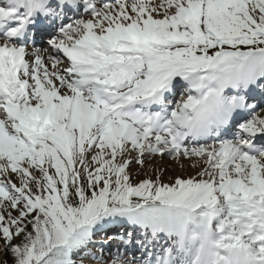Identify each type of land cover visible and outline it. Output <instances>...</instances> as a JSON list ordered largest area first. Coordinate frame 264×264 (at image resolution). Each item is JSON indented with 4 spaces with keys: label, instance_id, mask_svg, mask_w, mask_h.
Masks as SVG:
<instances>
[{
    "label": "snow or ice",
    "instance_id": "1",
    "mask_svg": "<svg viewBox=\"0 0 264 264\" xmlns=\"http://www.w3.org/2000/svg\"><path fill=\"white\" fill-rule=\"evenodd\" d=\"M261 104L264 0H0V250L102 261L94 235L120 222L135 264H264ZM157 154L204 166L134 182Z\"/></svg>",
    "mask_w": 264,
    "mask_h": 264
},
{
    "label": "rangeland",
    "instance_id": "2",
    "mask_svg": "<svg viewBox=\"0 0 264 264\" xmlns=\"http://www.w3.org/2000/svg\"><path fill=\"white\" fill-rule=\"evenodd\" d=\"M157 2H159V0H157ZM81 14H83V13H81ZM47 23H49V22L47 21ZM35 29H37V27ZM48 30L50 31V29H48ZM33 33H34V38L37 41H39V43H41V42H43V43H41V45L38 44V43L32 45L30 43L29 46L30 47L34 46L36 48H47L48 47L47 40L49 39L48 32L44 31V32H41V33L37 34L35 31H33ZM66 64H67V61L65 60V65L64 66H66ZM181 84L183 85L184 83H181ZM260 108H264V106H261ZM189 164H190V166H193V162L192 161H190ZM200 166L197 168V171L193 170V171H191L188 175H186L183 178L187 179L189 177H196L197 172L202 169ZM140 169H141V166L139 164H136V166H133L132 168H130V171L133 173L134 182L135 181H139V180L144 179V178H148V177H151V178L155 179L157 176H159L162 183L171 184V183L175 182V179L177 177H179L171 169L165 168L164 166L163 167L161 166L160 168L155 169L154 172L151 171V169H152L151 167L145 168L142 171ZM177 170L180 171V169H177ZM13 179L15 180L16 177H13ZM124 225L125 224H122L120 222H115V223H112V224L105 225L102 229H100V231H102V230H106V232L109 231L108 232V236L105 238V241H108V244L107 243H105V244L94 243V244L89 246V251L92 252V253H96V254H100L102 252L103 260L100 261V260H97V259L92 258V257H85L84 258V264H92V263L93 264H96V263L97 264H108L109 260H111L117 254V252H119L117 250L118 248L115 247V245H114V244H118V241L116 239L122 240V244L123 245L125 243H127L126 242L128 240V235L127 234L129 233V231L128 230H123L124 229ZM98 231L99 230H97L96 233H99ZM137 233H139V232H137ZM122 244L120 243L119 247H122ZM106 245H108L109 248H107ZM121 258H124V257L121 256Z\"/></svg>",
    "mask_w": 264,
    "mask_h": 264
},
{
    "label": "bare ground",
    "instance_id": "3",
    "mask_svg": "<svg viewBox=\"0 0 264 264\" xmlns=\"http://www.w3.org/2000/svg\"><path fill=\"white\" fill-rule=\"evenodd\" d=\"M184 94L187 96V93H184ZM173 107H175V106H173ZM260 110H261V108H259L257 111L259 112ZM226 135H228V137L230 138V132L227 133ZM207 143H212V141L209 140V141H207ZM260 143H264V140H262L261 142L260 141L257 142V144H260ZM190 161H192L193 162V165L195 164L196 166L195 167L194 166H190V164H189ZM133 166H136V163H133L131 165V168ZM161 166L162 167L164 166L165 168L171 169L179 177L183 178L186 175H188L191 171H193V170L197 171V168L199 166L202 168L204 165H203V162L202 161H200L199 163H197L195 158H192V159H188V158L175 159V158H173L172 156H169V155H163V156H161V155L157 154L154 157L149 158L148 161L143 166V168H141L140 170L142 171L145 168L151 167L152 168L151 171L154 172L155 169L160 168ZM177 169H180V171H178ZM122 257H124V256L122 255ZM122 259L126 261L125 258H122Z\"/></svg>",
    "mask_w": 264,
    "mask_h": 264
},
{
    "label": "trees",
    "instance_id": "4",
    "mask_svg": "<svg viewBox=\"0 0 264 264\" xmlns=\"http://www.w3.org/2000/svg\"><path fill=\"white\" fill-rule=\"evenodd\" d=\"M0 245H2V241H0ZM0 260H7L8 264H11V257L5 255L2 250H0Z\"/></svg>",
    "mask_w": 264,
    "mask_h": 264
}]
</instances>
